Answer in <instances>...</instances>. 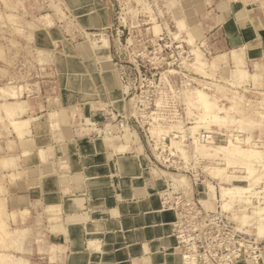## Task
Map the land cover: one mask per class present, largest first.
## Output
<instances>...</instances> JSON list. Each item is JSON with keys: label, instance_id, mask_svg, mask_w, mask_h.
Segmentation results:
<instances>
[{"label": "rangeland", "instance_id": "rangeland-1", "mask_svg": "<svg viewBox=\"0 0 264 264\" xmlns=\"http://www.w3.org/2000/svg\"><path fill=\"white\" fill-rule=\"evenodd\" d=\"M95 1L109 8L110 27L72 40L73 32L66 26L70 20L66 19L78 25L71 10L84 5L68 0H0V109L5 103L21 109L17 105L20 97L32 92L42 79L44 72L38 63H46L47 51H68L50 43V27L61 26L63 36L73 43V49L67 46L70 51L104 55L109 49L116 82V101L110 109L114 121L101 128H106L111 139L143 144L163 177L165 200L178 204V263L197 264L191 258L200 253L206 264H264V231H259L264 218L241 221L244 213L252 215L255 207H264V179L253 186L263 193L251 196L248 202L224 198L222 191L237 184L250 185L264 176L263 77L250 76L239 66L236 55L237 68H221L220 59L202 49L192 33L204 9L203 0ZM78 13L84 14L86 9L75 11ZM56 17L60 21L55 24ZM89 65L97 77L95 83L102 84L104 76L96 60ZM200 93L214 106L211 118L205 116ZM17 110L11 120L1 115L0 160L6 158V150L17 147L16 130L20 144L25 137L22 133L27 127L23 131L12 123L18 120ZM203 131L216 135V141H202ZM234 137L245 140L243 148L262 152L247 169L226 152L230 141L235 143ZM248 167H254L253 174H248ZM0 182L3 198L4 179ZM5 198L0 199V264H19L21 242L28 232L17 224L23 216L9 215Z\"/></svg>", "mask_w": 264, "mask_h": 264}, {"label": "crops", "instance_id": "crops-1", "mask_svg": "<svg viewBox=\"0 0 264 264\" xmlns=\"http://www.w3.org/2000/svg\"><path fill=\"white\" fill-rule=\"evenodd\" d=\"M95 3L71 10L78 23L66 19L72 40L110 27L109 8L99 15ZM203 3L192 33L202 49L221 68H237L238 56L239 66L261 75L264 86V0ZM50 28V43L68 51H47L46 63H38L42 79L20 97L17 111L30 124L22 144L14 132L18 145L6 150L14 161L0 167L8 213L23 216L17 224L28 232L23 262L179 264L177 214L165 206L163 177L143 144L111 139L101 128L114 121L112 51H70L61 26ZM94 60L104 76L100 85L89 69Z\"/></svg>", "mask_w": 264, "mask_h": 264}, {"label": "bare ground", "instance_id": "bare-ground-1", "mask_svg": "<svg viewBox=\"0 0 264 264\" xmlns=\"http://www.w3.org/2000/svg\"><path fill=\"white\" fill-rule=\"evenodd\" d=\"M70 3H72V4H77V3H80V4H82V5H84L85 7H87V8H93V7H95V5H94V1L93 0H68ZM96 4V3H95ZM100 4V3H99ZM97 5V4H96ZM102 8L103 7H98L97 8V12H99L100 14H101V11H102ZM103 12H105V9H104V11ZM194 51H197L196 49H194ZM1 93V92H0ZM11 98H14L15 99V97L16 96H14V94H8ZM200 99H199V101H200V103H201V105H202V108H203V110H204V113H205V116L208 118V116L210 117V115H213L214 113V106H213V104L211 103V102H209L208 100H207V98H206V96H205V94H202V93H200ZM18 106L20 105V104H17ZM1 106H3L1 109H0V118H1V115L2 116H5V117H7V118H10V120L13 118V117H15V115H16V110L18 109L17 107V109L16 108H14L15 106H13V104H9V103H5V104H3V105H1ZM19 107H21V106H19ZM19 110V109H18ZM17 110V111H18ZM21 110V109H20ZM19 110V111H20ZM215 115V114H214ZM211 118V117H210ZM213 118V117H212ZM20 119V118H19ZM12 120V123H13V125L15 126H18L17 127V129L20 127L21 128V130L23 129V131L25 130V127H27L28 128V125L30 124L29 123V121L28 120ZM15 126V127H16ZM14 130V129H13ZM15 130H16V128H15ZM14 130V131H15ZM27 130V129H26ZM22 131V132H23ZM16 132H17V130H16ZM15 132V133H16ZM21 132V131H20ZM24 132H26V131H24ZM208 133H212V132H208ZM18 134H20V133H18ZM23 135L25 134V133H22ZM21 136V135H20ZM196 142H197V140H196ZM243 142H245V140H243V139H239V137H237V139H236V141H235V143L234 142H231L230 141V143H229V146H228V148H227V154H228V156H229V158H232V159H240V161H241V165H243V168H244V166L246 165V169H247V165H249V162H251L252 160H254V159H257L258 157H260V155L262 154V152H260V151H252V150H249V149H245V148H243L241 145L243 144ZM198 143V142H197ZM199 146H201V145H198V147ZM222 153V152H221ZM7 160L8 159H6V158H4L3 160H0V167L1 168H6V167H8V166H6V165H9V164H5V163H11L10 161L11 160H9V162H7ZM13 161V160H12ZM230 159H228V165H231L230 164ZM250 166V165H249ZM253 166V165H252ZM229 168V167H228ZM241 168H242V166H241ZM254 168V167H253ZM253 168H251V167H248V174L249 175H251V174H253L254 173V170L255 169H253ZM226 171V170H225ZM220 174V173H219ZM222 175V174H221ZM264 176H260V177H258V179L256 178V180H254L253 181V183H251L250 185H247V186H242V185H239V184H237V185H235V187L234 188H222V191H223V197L225 198V196H230V197H233L232 199H237L238 200V202H239V200L241 201V200H244V201H246V202H248V200H249V198H251V196H255V195H260V194H262L263 192L262 191H256L254 188H253V186L255 185V184H257L258 183V181L261 179H264L263 178ZM260 182V181H259ZM0 184H1V182H0ZM241 184V183H240ZM222 193V192H221ZM247 194H249V196H247ZM213 197H216V193L215 192H213ZM1 199V202H3V201H5L4 200V197L3 198H0ZM6 199V198H5ZM71 201V200H70ZM244 201H242V202H244ZM6 203V202H5ZM1 205V204H0ZM5 206V204L2 206V207H4ZM1 208V207H0ZM255 208H257V207H255ZM254 208V211H253V214L252 215H248V214H246V213H244L243 215H242V217H241V221H245V222H247L248 220H250V219H252V218H256V217H260V216H262L263 218H264V207H262V206H260L259 208H257V209H255ZM2 209V208H1ZM4 209V208H3ZM4 215H5V213H4ZM261 218V217H260ZM264 221V220H263ZM260 232H263L264 231V224H262V225H260ZM8 231V230H7ZM12 246V245H11ZM1 254V253H0ZM4 254V253H3ZM5 255V254H4ZM7 255V254H6ZM6 255H5V257H6ZM1 258V260L3 259L2 257H0ZM185 258L186 259H190V257H188V256H185ZM191 260H193V261H195V259L192 257L191 258ZM5 261V260H4ZM3 262V261H2ZM188 262H185V264H187ZM7 264H9V262L7 263ZM17 264V263H16ZM19 264H24L23 263V259L21 258L20 260H19ZM189 264V263H188ZM193 264V263H192Z\"/></svg>", "mask_w": 264, "mask_h": 264}, {"label": "built area", "instance_id": "built-area-1", "mask_svg": "<svg viewBox=\"0 0 264 264\" xmlns=\"http://www.w3.org/2000/svg\"><path fill=\"white\" fill-rule=\"evenodd\" d=\"M152 120V119H151ZM216 135L212 134V133H208L207 131H203L202 134L200 135V139L202 141H205V142H210V143H214L216 141ZM234 141H236V137L233 138ZM165 206L168 208V209H171L173 211H175L177 213V220L174 224V234H175V237L176 239L178 240V236L176 235V231H177V228H178V223L180 221L179 219V211H178V204H170V202L168 200H165ZM179 241V240H178ZM179 245H180V242H178ZM193 258L195 259V261H197V264H206V260L203 259V256L202 254H197L196 256H193Z\"/></svg>", "mask_w": 264, "mask_h": 264}]
</instances>
